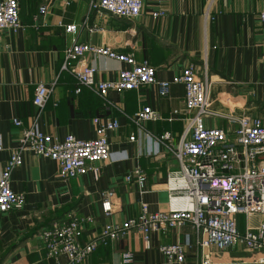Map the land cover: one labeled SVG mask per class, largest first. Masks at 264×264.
<instances>
[{"label":"crops","instance_id":"crops-1","mask_svg":"<svg viewBox=\"0 0 264 264\" xmlns=\"http://www.w3.org/2000/svg\"><path fill=\"white\" fill-rule=\"evenodd\" d=\"M20 0L24 28L17 32L0 30V177L12 152L17 149L22 129L36 120L41 130L59 140L72 134L80 139L97 136L94 119L116 118L120 127L109 133L111 158L100 163L99 173L62 179L57 161L27 151L23 163L10 179L11 188L26 197L23 206L2 216L0 223V264H70L66 256L48 258L40 238L43 228L63 223L73 214L92 216L84 240L101 231L108 222H122L141 212L147 203L152 212L170 206L166 180L179 168L177 159L158 140L166 133L178 144L185 134L191 114L185 113V85L173 82L182 65H197L200 76L205 67L212 81L211 111L207 124L229 128L228 117L264 118V0H145L142 14L124 18L101 10H89V0ZM47 5L42 15L39 9ZM163 11L164 16L153 17ZM214 17L212 19L211 17ZM77 24V34L66 33L65 25ZM97 26L96 31H91ZM74 38L118 52L133 53L138 61H149L157 78L170 81L169 92L162 95L156 84L138 90L108 92L100 96L89 87L76 93L77 79L61 71L65 50ZM84 62L98 69V79H115L128 65L111 58L88 53ZM53 86L51 98L43 109L33 99L36 86ZM152 107L160 114L142 127L130 115ZM177 111V112H176ZM23 125L16 127L13 119ZM137 140H130L131 135ZM139 169L146 176L145 190L136 178L125 176ZM107 192L113 211L104 214L102 193ZM250 224L264 220L253 213ZM246 227L245 215L239 217ZM197 229L191 223L168 233L153 232L150 247L141 231L131 230L123 238L100 246L81 264H121L124 250L134 253V264H199ZM181 242L186 260L169 263L160 251L164 243ZM214 264H259L255 253L236 246L217 252Z\"/></svg>","mask_w":264,"mask_h":264},{"label":"built area","instance_id":"built-area-1","mask_svg":"<svg viewBox=\"0 0 264 264\" xmlns=\"http://www.w3.org/2000/svg\"><path fill=\"white\" fill-rule=\"evenodd\" d=\"M70 0L66 1L69 4ZM145 0H89V10H101L112 15L135 18L142 14ZM48 11L42 5L40 14ZM159 18L163 11L152 14ZM214 19V17H211ZM264 19V13L261 14ZM24 28L21 20L20 0H0V30L17 32ZM77 24L65 25L66 33L77 34ZM97 26L91 31H96ZM115 59L128 65L115 79H98V69L84 62L86 54ZM61 71L72 73L77 79L76 93L82 87L95 90L106 97L108 92L138 90L146 85L156 84L160 93L169 92L170 81L157 78V69L149 61H138L133 53H120L111 46H99L90 42H80L74 38L65 50ZM173 82L185 85V113L191 114L189 126L178 144H174L170 133L160 140L168 153L179 163V168L171 171L166 180L170 193L168 210L152 212L147 203H142L141 212L122 222H108L101 231L84 240L88 225L95 218L73 214L63 223L55 222L40 232V238L48 258L66 256L70 264H81L100 246H107L112 240L123 238L131 230L141 231L146 247H150L153 232L168 233L191 223L197 229V244L200 248L199 264H214L217 252L228 251L243 245L255 253L256 261L264 264V220L250 224V215H264V118L261 116L228 117L232 127L210 126L207 118L215 115L211 111L210 90L212 81L205 67L200 76L197 65L184 63L180 75ZM264 86V66L261 73ZM53 92V86L39 83L36 86L33 103L43 109ZM177 112V111H176ZM130 120L142 127L148 120H157L160 114L150 106L129 116ZM97 136L80 139L69 134L59 140L45 133L35 120L22 129L19 145L7 160L0 177V223L2 216L26 202L22 193L15 192L10 185L13 171L23 163L22 153L33 152L53 159L59 164L62 179L68 180L88 172L99 173L100 163L111 158L109 133L120 127L116 118L96 117ZM16 127L23 122L13 119ZM130 140L136 141L132 134ZM4 149L0 135V151ZM136 178L145 190L146 176L139 169L125 176L127 182ZM104 214L110 216L113 208L107 192L102 193ZM247 218L243 231L239 228V216ZM160 251L169 263L186 260V248L181 242L164 243ZM134 253L124 250L121 264H134Z\"/></svg>","mask_w":264,"mask_h":264},{"label":"trees","instance_id":"trees-1","mask_svg":"<svg viewBox=\"0 0 264 264\" xmlns=\"http://www.w3.org/2000/svg\"><path fill=\"white\" fill-rule=\"evenodd\" d=\"M240 216H241V215H240ZM240 216H239V217H240ZM239 228H240V230H241V227H240V222H239ZM241 231H242V230H241Z\"/></svg>","mask_w":264,"mask_h":264}]
</instances>
